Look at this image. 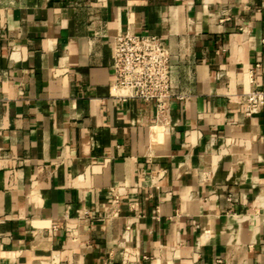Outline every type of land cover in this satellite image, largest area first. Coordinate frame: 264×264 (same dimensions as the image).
<instances>
[{
  "label": "crops",
  "instance_id": "0c3cea01",
  "mask_svg": "<svg viewBox=\"0 0 264 264\" xmlns=\"http://www.w3.org/2000/svg\"><path fill=\"white\" fill-rule=\"evenodd\" d=\"M127 30L169 53L167 125L108 96ZM263 88L264 0H0V264H264Z\"/></svg>",
  "mask_w": 264,
  "mask_h": 264
},
{
  "label": "built area",
  "instance_id": "2783aa9c",
  "mask_svg": "<svg viewBox=\"0 0 264 264\" xmlns=\"http://www.w3.org/2000/svg\"><path fill=\"white\" fill-rule=\"evenodd\" d=\"M110 68L112 79L108 87L109 97L120 101L135 99L152 104L154 123L168 124L167 113L173 100L170 93L169 53L159 37L136 34L129 30L117 35L112 41ZM239 101L244 116L251 117L261 113L264 109V88L246 91L239 97ZM117 203L118 198L114 195L106 217L113 214ZM88 219L87 209L77 211V225ZM57 228V225H52L48 233Z\"/></svg>",
  "mask_w": 264,
  "mask_h": 264
}]
</instances>
